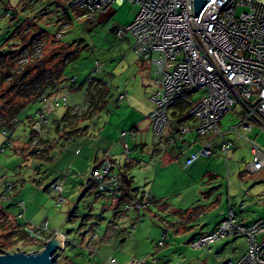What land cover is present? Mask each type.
Here are the masks:
<instances>
[{
  "label": "rangeland",
  "instance_id": "rangeland-1",
  "mask_svg": "<svg viewBox=\"0 0 264 264\" xmlns=\"http://www.w3.org/2000/svg\"><path fill=\"white\" fill-rule=\"evenodd\" d=\"M8 10L11 14H7ZM139 10L136 3L115 4L109 11L98 13L94 21H89L66 0H0V54L31 43L40 44L42 54L59 49L58 52L65 55L61 58H66L69 51L75 53L74 58L67 55L63 81L59 84L65 94L68 92V105L56 108L49 115V124L42 132V143L38 147L32 146L30 141L33 135L30 124L43 102L31 103L20 119L10 124H5L0 114V146L4 147L0 152V181L14 184L10 200L0 202V208L9 215L0 210V223L11 229L10 252L43 249L46 241L23 235L14 226L17 223L41 226L48 221L47 233L60 230L69 240L57 252L58 264H111L112 258L115 264L176 261L224 264L236 262L245 254L248 246L244 237L220 239L205 248L192 245L221 222L229 205L245 221L264 214V169L256 173L247 171L252 153L243 140L235 141V148L226 158L219 148L221 140L215 139L210 157H200L184 168L187 156L199 151L206 142L194 130V119L186 114L180 118L192 128L186 136L190 143L168 163L164 160L157 166L149 164V154L141 148H131L129 156L134 162L126 169L130 180L127 184L122 181V185L138 196V200L146 194L153 196L150 207L140 212H123V203L115 209L113 205L118 200L97 195L94 189L87 190L85 179L70 163L83 144L93 140L98 145L100 132L111 116L115 119L120 114L124 120L121 128H127L124 130L128 132L130 127H125L126 121L134 108L141 111H148L151 105L154 108L150 96L156 78L142 67L144 63L152 64L138 58L131 33L119 37L112 30L116 27L127 29ZM59 32H63L61 39L56 38ZM53 38L52 44L50 39ZM97 61L102 67L92 76V82L102 80L107 86V106L81 123L90 111L89 93L94 88H90L87 79L93 74ZM73 77H77L76 84L71 83ZM122 93H127L125 99L119 98ZM203 94L204 91H199L188 101L196 102ZM175 109L176 106L172 107L168 113V127L173 126L176 132L183 123L174 116ZM237 109L234 105L233 110L225 114L220 128L226 130L238 123ZM63 124L85 128L86 134L68 141L60 136L65 134ZM254 126L250 137L264 147V128L255 123ZM50 134L56 136L53 146L44 144L45 139L51 138ZM145 134L151 143L160 137L152 128ZM228 138L235 140L234 135ZM6 140L10 141L9 145L5 144ZM24 148L26 151L22 152ZM64 176L67 179L62 193L64 202L59 203L58 194L51 186ZM17 201H25L26 214L20 220L17 217L13 220L11 217L19 212ZM121 225L125 228L121 229ZM93 232L98 235L96 239H93Z\"/></svg>",
  "mask_w": 264,
  "mask_h": 264
},
{
  "label": "built area",
  "instance_id": "built-area-1",
  "mask_svg": "<svg viewBox=\"0 0 264 264\" xmlns=\"http://www.w3.org/2000/svg\"><path fill=\"white\" fill-rule=\"evenodd\" d=\"M71 7L82 11L89 21H94L98 13L109 11L115 4L136 3L140 10L127 29L115 28L119 37L129 32L134 39V51L139 59L149 61L156 67L158 87L150 100L154 108L150 113L154 131L163 135L169 125L168 113L180 101H188L199 91L203 96L192 102L189 113L195 120L194 130L206 139L197 152L187 156L183 167L191 166L200 157L213 154L215 139H220V151L226 158L235 148V141L243 140L250 148L252 161L247 171L256 173L264 169V147L250 137L254 123L264 128V0H207L203 10L196 15L194 0H66ZM10 14V11H7ZM63 32L56 34L61 39ZM23 62L42 55V47L36 44L26 49ZM96 68L87 81L99 72ZM77 83V77L71 79ZM127 93L119 98L125 99ZM43 106L38 109L32 123V146L37 147L42 140V132L49 124V115L56 108L68 105V92L57 89L44 95ZM237 105L239 121L228 129L219 123L226 113ZM192 131L189 126H181L167 137L169 145H176ZM126 132H123L125 135ZM234 135V139L228 138ZM10 143V142H9ZM4 147L0 146V152ZM130 148L124 147L123 156L130 159ZM116 156L105 151L97 160L91 173L83 174L85 187L92 188L98 195L118 200L122 196V181L115 170ZM66 176L55 180L51 188L58 194L59 203L64 202L62 193ZM13 183L0 181V202H8ZM153 196L146 194L142 199L124 201L123 212H140L150 207ZM21 219L26 211L25 202L17 201ZM121 229L125 227L120 226ZM26 235L39 241H47L49 222L41 226L23 224ZM132 229H135L133 226ZM62 237L64 245L68 237L60 230L54 231ZM244 237L247 250L236 262L224 264H264V214L249 222L243 221L230 205L226 216L210 232L203 234L192 245L205 248L220 239ZM164 239V238H163ZM162 244V241H160ZM115 264L112 258L109 261ZM135 264V262L133 263ZM139 264V263H138ZM168 264H181L171 262Z\"/></svg>",
  "mask_w": 264,
  "mask_h": 264
},
{
  "label": "trees",
  "instance_id": "trees-1",
  "mask_svg": "<svg viewBox=\"0 0 264 264\" xmlns=\"http://www.w3.org/2000/svg\"><path fill=\"white\" fill-rule=\"evenodd\" d=\"M35 40L38 39L36 38ZM50 41V43L52 44L55 42L54 38L50 39ZM34 45L33 43H31L30 45H28L27 47H23L22 49H15L14 51H11L9 53L0 54V114L4 116L5 124H10L14 119L19 120L25 112L26 108L31 103L35 101H41L44 95H50L57 89H60L59 84L63 81L67 55L71 54L73 55V58L75 56L74 52L70 53L69 51L66 55V58H61L65 55H62L60 52H58L59 49H57L52 51L51 54L43 53L41 56L23 62L22 60L24 59L25 50L32 49L33 47L31 46ZM92 81L93 79L88 82L90 83V88H94L93 90H90L89 93V103L91 105L90 111H88L86 116L83 117V119L80 121L81 123L83 121L91 119L93 117V114H97L107 106V86L103 83L102 80H99L98 83H93ZM176 105H178L183 115L187 114L188 117H190L189 110L192 102L180 101ZM66 114H64L63 116H66ZM33 121L34 118L32 119V122L30 124L31 128ZM62 130H64L65 134L60 136L62 138H65L66 140L73 139L77 135L86 132L85 128H74L69 127V125L65 124L62 125ZM52 141L53 143L56 142L53 138H47L44 140V144H50V142ZM9 142L10 141L6 140L5 144L9 145ZM41 143L42 140L40 144ZM26 148H24L22 152L26 151ZM120 177L122 176L120 175ZM123 182L127 184L129 182V179L126 178L123 180ZM126 196L129 197V194L126 195L124 193V188L122 185V196L118 199L115 209H118L120 205L127 200ZM16 216L11 218H13L14 220ZM13 224L15 223L13 222ZM14 227H17V229L21 233H23V235H26L22 223H17V225H15ZM10 231L11 229H9V227L7 228L3 223H0V251H9L8 241L11 235Z\"/></svg>",
  "mask_w": 264,
  "mask_h": 264
},
{
  "label": "crops",
  "instance_id": "crops-1",
  "mask_svg": "<svg viewBox=\"0 0 264 264\" xmlns=\"http://www.w3.org/2000/svg\"><path fill=\"white\" fill-rule=\"evenodd\" d=\"M145 64L146 63H144V65H142V67L145 68V70L147 72H149L150 74L152 73L151 74L152 77L157 78L158 75L156 72V67L154 65H149V64L145 65ZM152 79L153 78H151V81L148 80V83H149V81H150V83H152V81H153ZM153 83H154V86H152L150 84L151 85V94L158 87L155 80L153 81ZM175 106H176V109H175V112L173 114H174V116L179 118V121L181 123H183L182 126H184L185 125L184 121H186V120H184L183 118H180L183 115V113L179 109L178 105H175ZM151 111H152V105H151L150 109H148V111H147V109H145V111H141L139 109L134 108V110L131 112L130 119H127L128 121H126L125 127H130L128 132L126 130H124L127 128H123V129L121 128V123L123 124L124 120L122 117H120V114H118V116L115 119L111 116V118L109 119V123L100 132V137H98V145L95 144V142L93 140L89 144H87V143L83 144L81 146V148L77 150L78 156H76L75 158L74 157L72 158V160L70 162L71 165L74 166L76 171H78V173H80L81 175L90 173V171H92L96 167L97 160L100 158L101 154L105 151H109L112 155L116 156L115 170L119 175L122 176L121 179L123 181L126 178L129 179V176L126 173V169L128 167H130L132 165V163L134 162V160H132L131 158L129 160H127L123 156L125 145H128L130 150H131V148L132 149L141 148L143 152L150 155L151 160H150L149 164L154 163L155 166H157L158 164H160L164 160L166 161V163H168L174 157H177L178 154L182 153V150H184V148L188 145V143H190V141H187V138L185 137V139L180 141L178 144L169 145L167 142V137L169 135H174L178 131V130H176V132H175L173 126H171V128L168 127V129L165 133V136H164V134L158 135V136H160L159 139L155 138V140L152 141V143L148 142L149 138L145 133L148 132L150 128H152L154 130L153 123H152V120L150 117ZM119 112H121V111H119ZM188 118H190V117H188ZM255 126L253 127V131L255 129ZM258 126H260V125H258ZM195 127H196V123L193 126V128H195ZM120 129H121V133H119ZM253 131L251 133H253ZM123 132H126V134L123 135ZM59 134L60 133H58V135ZM85 134L86 133H82V134L77 135L76 137H79L81 135L84 136ZM56 135H57V133H56ZM60 135H63V134H60ZM163 136H164V138H162ZM55 137H53L51 135V138L55 139ZM48 138L50 139V137H48ZM73 139H69L68 141H72ZM50 144L53 146V144H54L53 141H52V143L50 142ZM137 162H139V161H137ZM72 179L74 182L75 179L73 177H72ZM77 179H79V178L77 177ZM66 181H67V179H66ZM123 188H124V193L126 195L129 194V197L126 196V199H127L126 201H131L130 199L138 200L139 197L132 195L133 193L131 191L127 190V188H125L124 185H123ZM90 189H92V188H90ZM90 191H92V190H90ZM116 205H113V207L114 206L116 207ZM0 210L3 211L5 215L9 216L2 208H0ZM116 211L117 210H115V213H116ZM25 214H26V211H25ZM237 215L241 218L240 214H237ZM262 215H260V216H262ZM260 216H257L255 219H257ZM255 219L246 220V221L243 219L242 220L245 222H249V221H253ZM52 234L46 233L45 237L47 239H49L52 236ZM97 236L98 235H96V233L93 232V239H96Z\"/></svg>",
  "mask_w": 264,
  "mask_h": 264
},
{
  "label": "water",
  "instance_id": "water-1",
  "mask_svg": "<svg viewBox=\"0 0 264 264\" xmlns=\"http://www.w3.org/2000/svg\"><path fill=\"white\" fill-rule=\"evenodd\" d=\"M207 0H194L195 14L198 15L205 7ZM112 30H115L113 28ZM65 247L62 237L52 235L39 251H1L0 264H58L57 252Z\"/></svg>",
  "mask_w": 264,
  "mask_h": 264
}]
</instances>
